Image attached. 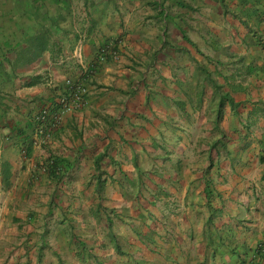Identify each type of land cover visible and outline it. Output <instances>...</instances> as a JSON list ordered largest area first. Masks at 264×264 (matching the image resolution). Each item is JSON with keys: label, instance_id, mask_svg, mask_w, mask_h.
Here are the masks:
<instances>
[{"label": "crops", "instance_id": "1", "mask_svg": "<svg viewBox=\"0 0 264 264\" xmlns=\"http://www.w3.org/2000/svg\"><path fill=\"white\" fill-rule=\"evenodd\" d=\"M263 155L264 0H0V264H252Z\"/></svg>", "mask_w": 264, "mask_h": 264}, {"label": "built area", "instance_id": "2", "mask_svg": "<svg viewBox=\"0 0 264 264\" xmlns=\"http://www.w3.org/2000/svg\"><path fill=\"white\" fill-rule=\"evenodd\" d=\"M101 52V58L104 59L103 54L106 53V50L102 49ZM66 85V92L58 97L55 106L45 107L36 115L35 121L39 122V124L35 128L36 138L34 144H44L51 130L59 122L61 114L78 107L85 89L80 85L71 83L69 80L66 81ZM254 258L255 260L252 264H264V246L255 249Z\"/></svg>", "mask_w": 264, "mask_h": 264}, {"label": "trees", "instance_id": "3", "mask_svg": "<svg viewBox=\"0 0 264 264\" xmlns=\"http://www.w3.org/2000/svg\"><path fill=\"white\" fill-rule=\"evenodd\" d=\"M57 108V106H56ZM39 124V122L35 121L34 122V130L36 126ZM264 157V155H263ZM46 167L55 175L58 174L61 169H62V162L60 159L56 157L49 158L48 161L46 162Z\"/></svg>", "mask_w": 264, "mask_h": 264}, {"label": "clouds", "instance_id": "4", "mask_svg": "<svg viewBox=\"0 0 264 264\" xmlns=\"http://www.w3.org/2000/svg\"><path fill=\"white\" fill-rule=\"evenodd\" d=\"M256 248H257V247H256ZM256 248H254V250H253V252H252V257H254V252H255V249H256ZM252 259H253V258H252ZM254 260H255V258L253 259V261H254ZM253 261H252V262H253ZM252 262H251V263H252Z\"/></svg>", "mask_w": 264, "mask_h": 264}]
</instances>
